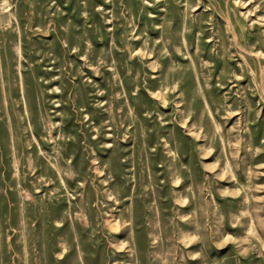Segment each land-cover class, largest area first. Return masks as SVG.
<instances>
[{
  "label": "rangeland",
  "instance_id": "374dc122",
  "mask_svg": "<svg viewBox=\"0 0 264 264\" xmlns=\"http://www.w3.org/2000/svg\"><path fill=\"white\" fill-rule=\"evenodd\" d=\"M0 264H264V0H0Z\"/></svg>",
  "mask_w": 264,
  "mask_h": 264
}]
</instances>
